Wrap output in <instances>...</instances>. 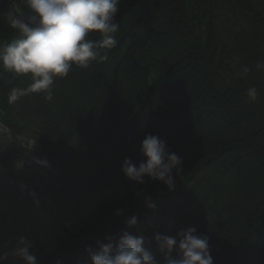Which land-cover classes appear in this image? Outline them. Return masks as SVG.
I'll list each match as a JSON object with an SVG mask.
<instances>
[{"label": "trees", "instance_id": "16d2710c", "mask_svg": "<svg viewBox=\"0 0 264 264\" xmlns=\"http://www.w3.org/2000/svg\"><path fill=\"white\" fill-rule=\"evenodd\" d=\"M16 8L27 11L23 0H0V45L15 38L5 17ZM115 21L107 60L73 66L51 101L29 93L9 104L11 89L31 80L0 68V123L49 162L41 181L57 218L42 237L49 247L39 236L33 252L41 264H90L88 246L128 231L162 259L155 233L195 227L214 264H264V0H120ZM252 86L257 103L246 97ZM149 134L182 158L173 191L121 171L125 158L143 159ZM12 162L0 144V164Z\"/></svg>", "mask_w": 264, "mask_h": 264}, {"label": "clouds", "instance_id": "9594fccd", "mask_svg": "<svg viewBox=\"0 0 264 264\" xmlns=\"http://www.w3.org/2000/svg\"><path fill=\"white\" fill-rule=\"evenodd\" d=\"M27 11L16 8L9 11L5 23L16 34L10 42L0 45V68L16 77H29L27 88H13L8 94L9 104L21 97L43 93L45 99H53L54 82L65 78L73 66L87 69L97 58L107 60V51L116 47L119 24L115 21L120 0H23ZM98 35L99 40L93 39ZM105 50L101 55L100 50ZM257 69L264 64H257ZM245 67L240 73L245 76ZM248 102L257 103L260 93L255 86L247 89ZM0 124V134H9ZM143 159L133 163L125 158L121 171L130 181L140 185L150 181L162 183L173 191L183 172L180 156L170 151L166 141L156 135H146L140 145ZM45 167L46 159L36 161ZM38 203V201H37ZM144 207L155 210L156 202L144 197ZM116 216L123 215L117 209ZM127 228L138 223V216L131 215L124 221ZM106 241V243L104 242ZM154 241L162 259L145 247L143 235L122 231L117 236L107 235L96 240V249L88 246L90 264H214L212 247L207 235H197L195 227L181 229L174 236L154 234ZM34 244L26 236H19L10 252H0V264H41L33 252ZM175 254V255H174ZM56 264H63L57 260Z\"/></svg>", "mask_w": 264, "mask_h": 264}, {"label": "rangeland", "instance_id": "374dc122", "mask_svg": "<svg viewBox=\"0 0 264 264\" xmlns=\"http://www.w3.org/2000/svg\"><path fill=\"white\" fill-rule=\"evenodd\" d=\"M0 136L5 137L2 134ZM1 137L0 140H2ZM12 140L13 143L17 141L14 137ZM24 145L26 149L15 157L16 162H12L9 168L0 167V252H10L21 235L31 240L35 247L34 240L39 236L42 238L45 234L52 233L53 229L52 205H49L48 201H43L41 194L36 190L33 191L31 186L24 185L26 183L22 181V178L26 176L22 172L29 171L34 160H37L33 155L32 145L25 143ZM32 175L33 183L36 185L40 183L37 172ZM39 190L42 191L40 187ZM21 201L29 206L31 213L24 210ZM49 243L50 240L44 238L38 242L41 247H49Z\"/></svg>", "mask_w": 264, "mask_h": 264}]
</instances>
